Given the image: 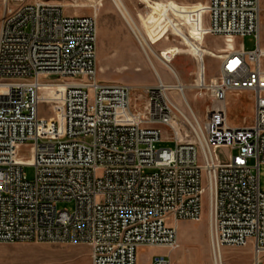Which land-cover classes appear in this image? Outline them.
<instances>
[{
  "label": "built area",
  "instance_id": "built-area-1",
  "mask_svg": "<svg viewBox=\"0 0 264 264\" xmlns=\"http://www.w3.org/2000/svg\"><path fill=\"white\" fill-rule=\"evenodd\" d=\"M203 13L204 34L226 44L251 35L255 46L219 56L217 77L203 88L222 107L188 121L184 141L172 124L170 86L97 79L94 15L1 0L0 243H81L90 264H136L141 246L177 249L169 220L199 221L206 196L213 253L250 246L251 264H264V7L209 0ZM241 91L253 95L252 121L231 126L226 97ZM44 94L49 117L39 114ZM164 127L171 148L156 147ZM25 166L34 168L31 179ZM60 201L72 209H58ZM152 264L176 263L155 255Z\"/></svg>",
  "mask_w": 264,
  "mask_h": 264
},
{
  "label": "rangeland",
  "instance_id": "rangeland-1",
  "mask_svg": "<svg viewBox=\"0 0 264 264\" xmlns=\"http://www.w3.org/2000/svg\"><path fill=\"white\" fill-rule=\"evenodd\" d=\"M41 1L62 5L66 14L95 16L97 79L140 88L146 85H155L158 82L154 72L156 71L165 85L170 86L179 81L185 86L183 92L186 102L182 99L178 90L171 88L168 94L190 122L194 119L202 122L207 111L222 107L203 88L216 79L219 69V56L226 52V47H228L222 37L204 34L205 26H203L202 19L204 22L205 14L203 12L209 0H171L180 4L197 2L202 4L195 9L192 15V21L189 24L191 29L186 24H181V17L179 16L176 22L179 27V37L172 32H168L164 38L151 46L152 51L148 47H144L147 55H145L141 45L135 39L112 0ZM125 1L128 0H122L123 3ZM168 1L170 0H152V2ZM134 2L135 7L140 10L141 17L133 19L141 27L142 19L147 17L148 9L138 0ZM262 7H264V0H262ZM98 28L99 32H97ZM182 33L184 34L181 35ZM231 45L233 48L242 46L244 49L250 50L254 48L255 43L253 36L249 35L234 38ZM258 45L264 52V15L261 16L260 20ZM172 47L181 49L171 58L172 60L169 63L176 70L164 64L163 58L157 54L163 49ZM203 51H205V54ZM214 53H218V55H214ZM170 69L175 71L177 78L172 75ZM55 91V99L60 101L62 89L59 88ZM45 95H43L42 102L39 104V114L49 117L51 115L48 111L50 99ZM226 101L229 124L234 123L241 126L251 123L253 116V95L251 92L228 93ZM172 124L182 140L185 141L191 138L188 123L178 111L175 112ZM163 130V139L156 144V147H173L172 129L164 127ZM228 152L230 153V151ZM24 173L28 179H31L34 175V168L25 166ZM259 185L260 190L264 192V163L259 166ZM56 207L71 210L73 205L71 202L60 201L56 204ZM169 223L171 226H175L171 220H169ZM175 227L179 247L173 251L162 247H154L149 251L148 258L150 254L154 256L165 255L176 264H212L208 241L207 197L204 196L203 216L199 221H182L179 227ZM221 255L223 264H251L252 261L250 246L223 247ZM0 264H90L89 249L87 245L81 243H0Z\"/></svg>",
  "mask_w": 264,
  "mask_h": 264
},
{
  "label": "crops",
  "instance_id": "crops-1",
  "mask_svg": "<svg viewBox=\"0 0 264 264\" xmlns=\"http://www.w3.org/2000/svg\"><path fill=\"white\" fill-rule=\"evenodd\" d=\"M134 1L135 0H128L123 3L122 0H112L115 7L117 6L116 7L117 10L123 17L129 29L132 31L135 39L138 40L139 44H141L144 47H148L151 51L153 50L151 46L159 42L162 38H164L168 32H172L179 37V32H178L179 27L176 23L178 21L177 18L180 16L181 24L182 25L186 24L189 27L195 9L202 4L200 2L180 4L178 2L171 0L168 2H152V0H138L145 8L148 9L147 17L142 19L141 27H140L133 19V18L141 17L140 10L135 7ZM189 29H191V26L189 27ZM97 32H99V28L97 29ZM183 34L184 33H182L181 35ZM180 50L181 49L178 47H172L170 49H163L159 51V53L157 54H159L163 58L162 61L164 62V64H166L171 69L176 70L169 63L172 60L171 58L175 54L180 52ZM203 52L205 54V51ZM152 53L159 60H161L154 52ZM206 54L208 53L206 52ZM214 55H218V53H214ZM179 84L184 86L180 82ZM230 125L240 126L234 123H230ZM174 224L175 226L179 227L181 225V222H176ZM151 249H154V247H147V246L139 247L136 253V264H152V259L154 255L150 254V257L148 258L149 251Z\"/></svg>",
  "mask_w": 264,
  "mask_h": 264
},
{
  "label": "bare ground",
  "instance_id": "bare-ground-1",
  "mask_svg": "<svg viewBox=\"0 0 264 264\" xmlns=\"http://www.w3.org/2000/svg\"><path fill=\"white\" fill-rule=\"evenodd\" d=\"M117 7V6H116ZM143 43H145V42H143ZM141 45V44H140ZM227 46L228 47H232V45H231V43L229 42V43H227ZM141 47H142V49H143V51H144V53H145V55H147L146 54V51L144 50V46H142L141 45ZM151 66L153 67V65L151 64ZM155 72V76H156V79H157V81H162L161 80V78L158 76V74L156 73V71H154ZM170 72L172 73V75L175 77V78H177L176 77V74L174 73V71H172L171 69H170ZM171 86V88H173V90L175 89V90H178V92L180 93V95L182 96V99L186 102V97H185V94H184V89H185V86H182V85H180L179 84V82H177L176 84H173V85H170ZM61 89H62V87H60ZM175 106H176V108H177V110H178V113L184 118V120H186L187 122L189 121L188 120V118L182 113V111L180 110V107L175 103ZM188 106V105H187ZM190 109V108H189ZM210 247V246H209ZM211 249V248H210ZM211 260H212V264H223V258H222V255H221V250H219V252H214L213 253V251H212V249H211Z\"/></svg>",
  "mask_w": 264,
  "mask_h": 264
}]
</instances>
